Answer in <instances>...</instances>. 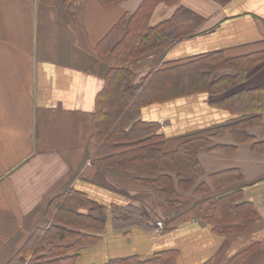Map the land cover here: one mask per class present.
Wrapping results in <instances>:
<instances>
[{
  "label": "crops",
  "instance_id": "crops-1",
  "mask_svg": "<svg viewBox=\"0 0 264 264\" xmlns=\"http://www.w3.org/2000/svg\"><path fill=\"white\" fill-rule=\"evenodd\" d=\"M143 1L0 0V264L34 234L69 246L85 233L96 237L79 244L77 264H264V101L256 117L242 94H264V0L153 3L150 25L180 6L202 18L193 35L129 63L134 82L158 70L169 79L152 87L130 125L158 122L169 150L191 136L206 140L202 174L185 189L172 173L176 193L167 202L146 172L106 166L92 142L116 59L113 34L102 41ZM218 54L252 64L227 88L217 81L235 76L231 66L195 84L190 66ZM239 119L246 139L227 126ZM234 192L240 209L254 212L229 218L242 227L223 233L199 208ZM67 203L103 226L62 214Z\"/></svg>",
  "mask_w": 264,
  "mask_h": 264
},
{
  "label": "trees",
  "instance_id": "trees-1",
  "mask_svg": "<svg viewBox=\"0 0 264 264\" xmlns=\"http://www.w3.org/2000/svg\"><path fill=\"white\" fill-rule=\"evenodd\" d=\"M110 2L115 0H101ZM171 2L173 0H144L136 14L126 22L122 19L118 23V30L109 32L102 42L109 40L111 50L115 53V63L110 67L107 74V84L104 88L110 91L98 99L99 106L94 117L93 138L95 145L99 146L100 161L106 166H117L130 168L134 171L146 172L142 176L145 180L156 185L159 193L164 196L165 201H172L176 193L175 181L172 173L177 178L178 185L182 188H190L196 179L202 174V166L198 160V151L201 146L206 144V140L198 135L184 139L176 148L166 149L165 138L160 130L158 122L135 120L131 125L132 115L135 110L145 102L146 95L150 97L152 87H158L165 83L162 78L163 70H158L148 77H144L139 82H134L133 72L130 68V61L138 56L146 54L159 46L172 41H178L184 37L193 35L201 22L202 18L189 8L180 6L176 9L171 18L156 25H150L153 3ZM225 3L229 0H216ZM125 27V29H123ZM122 30V31H121ZM123 33L122 36H118ZM252 63H247L245 58H225L218 54L211 58L199 60L190 66L191 77L199 75L193 81L207 83V78L214 75L218 70L225 66H231L236 69L233 77H222L218 79L220 89L233 85L242 77ZM194 78V77H193ZM175 81L173 77L170 78ZM192 79V78H191ZM191 81V80H190ZM206 85V84H205ZM210 85H207L209 87ZM259 89L246 91L244 99L251 109H254L258 117V111L261 110L260 99L264 101V94H259ZM264 93V87H262ZM243 95H239L238 98ZM156 98V96H154ZM151 98V97H150ZM230 129L236 135V139H246V121L239 119L234 123H229ZM98 127V130H96ZM237 193L226 194L218 200L207 206L200 207V213L209 218L217 220L214 228L220 232L227 233L239 230L242 224H229V218L245 215L254 209H240L236 202ZM82 198V197H80ZM78 200L77 197H75ZM62 214L73 217L77 220H83L80 225L89 226V222H99L97 218L91 216L85 219L78 213L76 207L71 203L63 204ZM78 222V221H77ZM102 226L103 223L99 222ZM62 231V229H60ZM64 231V230H63ZM76 232V231H75ZM82 234V233H79ZM40 235V234H39ZM39 235H32L30 240L11 258L6 264H77L78 251L80 243L94 241L96 236L84 234L79 243L72 245H56L54 240L49 238L40 240ZM64 248V249H62ZM33 251V259L27 261V254ZM157 258V257H156ZM154 259V257H153ZM155 260V259H154ZM150 261H152L150 259ZM109 264V263H108ZM110 264H115L111 261Z\"/></svg>",
  "mask_w": 264,
  "mask_h": 264
}]
</instances>
